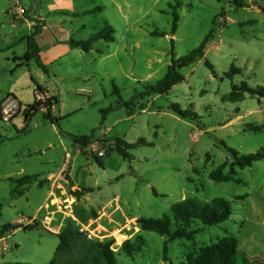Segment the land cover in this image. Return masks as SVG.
<instances>
[{
    "label": "rangeland",
    "instance_id": "rangeland-1",
    "mask_svg": "<svg viewBox=\"0 0 264 264\" xmlns=\"http://www.w3.org/2000/svg\"><path fill=\"white\" fill-rule=\"evenodd\" d=\"M176 8L180 21L172 34ZM46 21L71 30L67 44L106 26L115 41L100 40L84 53L69 44L55 48L44 36L40 55L48 74L42 71L40 82L57 98V122L43 110L24 130L23 112L38 94L32 80L39 81L38 68L34 61L13 67L29 46L27 40L16 51L11 46L35 27L42 32ZM210 33L205 56L181 70L184 82L162 96L142 95L164 78L173 56L188 55ZM232 66L242 74L226 78ZM243 83L264 87V0H0V229L23 226L5 236L4 263L49 264L60 243L56 234L72 221L93 239H113L121 264L187 263L228 237L239 240L236 264H264V160L239 169L227 149L241 156L264 150V99H227ZM175 104L196 119L180 117ZM84 136L92 137L89 156L74 141ZM116 138L146 145L131 150L128 160L108 153ZM93 155L104 157V167ZM218 170L232 180L215 181ZM29 175L39 177L22 188L11 181ZM217 198L230 202L231 218L212 227L194 222L199 233L192 241H171L138 223L171 215L186 199ZM126 241L141 252L128 255Z\"/></svg>",
    "mask_w": 264,
    "mask_h": 264
},
{
    "label": "trees",
    "instance_id": "trees-1",
    "mask_svg": "<svg viewBox=\"0 0 264 264\" xmlns=\"http://www.w3.org/2000/svg\"><path fill=\"white\" fill-rule=\"evenodd\" d=\"M242 4V0H238V5ZM90 13V12H89ZM180 16L177 13V8L173 13L172 34H175L178 30V24ZM41 33L40 27H35L34 32L28 37L29 49L24 57L18 58L20 63L16 66L21 67L25 63L35 62L37 68L42 70L45 74H48L47 66L41 59V48L37 42V36ZM115 31L111 26L106 28L92 36L88 40H76L72 38L69 41V46L72 49H80L84 53H90L96 42L104 40L108 43L115 41ZM167 36V33L163 34ZM212 39V34L207 35L200 46L188 55L176 58L173 56L172 64L170 65L168 72L163 79L158 81L155 85L148 86L143 96L152 95H165L168 94L174 86L185 81V76L181 73V70L188 67L198 59H202L205 56L206 46ZM206 65L214 72V66L210 62H206ZM242 74V70L232 66L229 72L225 74L226 78L232 79L235 75ZM35 89L37 92L44 94L45 101H35L32 105H28L23 112L25 129L26 130L38 112L45 110L44 117L52 124H55L57 120L52 115L53 108L57 103L55 96H47L49 91L39 84L33 77ZM119 94V90H115ZM46 94V95H45ZM248 94L252 97H258L264 99V87H251L247 83L242 85H234L232 92L228 95V101L238 102L242 101ZM120 105L128 106L126 102H121ZM21 107V104H20ZM173 111L182 118L196 119V114L183 110L180 105L175 104L172 107ZM110 108L104 110L103 113L107 114L112 111ZM75 143L81 148L82 153L90 155L88 149L92 145V137L84 136L74 138ZM114 145L108 148V153L116 152L122 155L125 159L133 160V156L130 153L131 150L146 145V142L140 140L136 143H127L126 141L116 138ZM103 143H109V140H103ZM234 157V165L239 169H245L251 167L255 162L264 160V150L256 154H249L241 156L237 151L227 148ZM97 163L104 167L103 156L93 155ZM235 174V172H234ZM38 175H29L20 179L11 178V181L18 188L25 187L26 185L33 184L38 179ZM213 179L217 182H228L232 178L222 177L221 170H218L213 175ZM40 184V182H39ZM85 190V189H84ZM12 193L15 191L13 189ZM82 192L77 191L76 197H81ZM232 216V206L230 202L217 198L211 202L201 203L193 199H186L179 203H176L172 207L171 215H164L161 219L154 218H140L138 223L143 231H150L160 234L161 236H167L171 241L186 239L188 241L194 240L195 236L199 233V230H193L192 225L196 221H200L205 226H217L228 221ZM175 224L176 229L173 230ZM23 226L7 224L0 229V239L9 235L12 231H16ZM26 230H33L31 226H25ZM60 240L55 258L49 264H121L117 261L115 252L112 249L115 241L113 239H107L100 241L93 239L88 233H85L77 227L75 222L68 221L65 229L56 234ZM140 242H144L143 237H139ZM239 240L236 237H228L216 244H212L200 249L196 257L189 256L187 263L182 264H236L238 256ZM124 251L132 256L134 253L141 252V247L135 249L130 241L124 243ZM167 253V244L165 246V254ZM166 259V257H165ZM167 260V259H166ZM20 264V263H16Z\"/></svg>",
    "mask_w": 264,
    "mask_h": 264
},
{
    "label": "crops",
    "instance_id": "crops-1",
    "mask_svg": "<svg viewBox=\"0 0 264 264\" xmlns=\"http://www.w3.org/2000/svg\"><path fill=\"white\" fill-rule=\"evenodd\" d=\"M71 35H72V32H71V30L70 29H65V28H62L61 26H60V24L59 23H57V22H55V21H46V24L44 25V27H43V29H42V32L37 36V42L39 43V46L41 47V44H42V41H43V37L44 36H50V37H52V39H53V43H52V46H55V48L56 47H65V48H67V49H69L67 46H64V45H68L66 42L70 39V37H71ZM28 41V36H24L23 38H21L18 42H16L13 46H11V47H13V50H15L14 49V46L16 45V44H18V43H20V42H24V41ZM28 46H29V43H28ZM70 49H72V48H70ZM16 51V50H15ZM68 52H71L72 53V51H68ZM27 53V52H26ZM25 53V54H26ZM22 56V55H21ZM25 55H23L22 57H24ZM60 58H57V59H55L54 60V62L56 63L58 60H59ZM8 61H10V60H8ZM20 62L18 61V62H14L13 61V67L15 66H17L18 64H19ZM22 66H24V65H22ZM21 66V67H22ZM26 66V65H25ZM27 66L29 67L30 65H29V63H27ZM35 73L37 74V75H39V81H38V83L39 84H41V85H44V83H42V82H40V79H42V80H45V77H44V75H43V72H42V70H40V69H35ZM47 87V86H46ZM48 88V87H47ZM49 89V88H48ZM21 104V106L23 107V108H25V106H23V104L21 103V102H19V105ZM9 237V236H8ZM8 237H4V238H2V239H0V264H6V263H4V254H3V252L5 251V247L3 246V247H1V245L3 244V245H5L4 243L7 241V238ZM8 264V263H7Z\"/></svg>",
    "mask_w": 264,
    "mask_h": 264
},
{
    "label": "built area",
    "instance_id": "built-area-1",
    "mask_svg": "<svg viewBox=\"0 0 264 264\" xmlns=\"http://www.w3.org/2000/svg\"><path fill=\"white\" fill-rule=\"evenodd\" d=\"M22 12H24V10H22ZM38 94L36 95V101H45V96L42 94V93H40V92H37Z\"/></svg>",
    "mask_w": 264,
    "mask_h": 264
}]
</instances>
